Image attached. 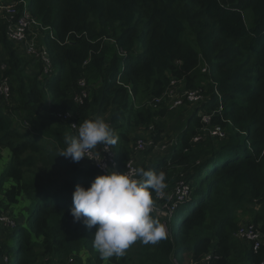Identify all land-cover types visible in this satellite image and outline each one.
Masks as SVG:
<instances>
[{
    "label": "trees",
    "instance_id": "16d2710c",
    "mask_svg": "<svg viewBox=\"0 0 264 264\" xmlns=\"http://www.w3.org/2000/svg\"><path fill=\"white\" fill-rule=\"evenodd\" d=\"M26 1L47 27L36 46L46 48L52 69L43 74L40 59L7 39L0 17V74L11 94L0 99V150L10 152L0 175V213L21 197L30 200L21 221L12 211L8 238L0 228V255H10L8 264H134L127 252L102 259L93 246L95 229L69 212L75 185L87 187L101 173L86 158L73 162L57 152L66 147V134L76 135L70 123L96 117L118 131L111 169L124 172L133 158L138 168L166 177L163 196L153 193V215L167 235L154 250L144 244L138 264H183L185 252L200 264H264V0ZM173 80L180 89L200 90L205 100L178 107L195 108L168 142L169 102L153 100ZM29 123L39 128L30 130ZM217 126L222 134L213 132ZM138 138L153 145L137 152ZM3 179L10 180L6 189ZM180 182L188 187L182 200L174 190ZM249 206H259L248 218L260 235L256 248L233 237L235 211Z\"/></svg>",
    "mask_w": 264,
    "mask_h": 264
},
{
    "label": "clouds",
    "instance_id": "9594fccd",
    "mask_svg": "<svg viewBox=\"0 0 264 264\" xmlns=\"http://www.w3.org/2000/svg\"><path fill=\"white\" fill-rule=\"evenodd\" d=\"M63 139L66 147L57 154L73 162L95 160L104 169L89 186L75 185L69 209L75 222L95 229L93 246L102 259L123 257L136 241L155 245L166 238L165 226L153 215V193L160 195L167 187L163 172L143 168L120 172L101 164L97 149H112L119 135L100 117L85 120L77 135L66 134Z\"/></svg>",
    "mask_w": 264,
    "mask_h": 264
},
{
    "label": "built area",
    "instance_id": "2783aa9c",
    "mask_svg": "<svg viewBox=\"0 0 264 264\" xmlns=\"http://www.w3.org/2000/svg\"><path fill=\"white\" fill-rule=\"evenodd\" d=\"M0 17L5 19L7 27H6V37L7 39L14 41L16 43L22 44V49L27 55H31L37 59H40L43 62L42 72L43 74H47L51 71V64L48 58L47 50L44 46H36L39 43V30H46L47 27L42 26L40 22H38L29 12L27 8L26 0H0ZM51 38H55L52 31L49 32ZM28 36H31V39L28 40ZM5 64L0 62V70L4 69ZM84 82L81 81L80 85H83ZM218 94V91H216ZM10 86L8 84V79L4 78L0 74V99L7 100L10 97ZM82 95L85 96V92H82ZM204 95L200 92V90H188V89H180L176 86V82L173 80L170 83V86L166 89L163 95L160 98H155L153 101L155 103L160 102L162 99H167L169 102V108L171 107H179L183 105L185 102L188 104H200L203 102ZM204 99V100H203ZM76 100H81L79 96L76 97ZM219 104L221 102H218ZM220 108V107H219ZM198 114L201 116L203 121L209 119L211 114L203 113L199 110ZM63 119H69L70 114H65L62 116ZM71 128L74 129L75 134L78 133V128L74 122L70 123ZM213 132L218 134L221 133L220 127H215ZM153 142L151 139H140L136 140L135 150L137 152L144 151L148 147L152 146ZM156 148V145L154 146ZM167 148V144L163 143L160 146V150H165ZM101 152L102 160L101 164L107 165L109 168L115 164V153L113 149L108 151H103L102 149L98 150ZM93 168L99 172L103 173L104 169L98 165L95 160H91L86 158ZM138 166L136 164L135 159L131 158L126 163V169L124 172L132 173ZM175 193L178 196L179 200L184 199V197L188 193V187L184 182H180L178 186L174 189ZM163 196V192L159 195V197ZM15 226V222L7 216L4 212L0 213V228H13ZM238 236L244 238L248 242L254 245L256 248L259 244L260 235L257 230L254 229L253 225L242 226L238 228L236 232ZM235 233V234H236ZM209 259V257H206ZM7 255H3L0 257V263H5L7 261Z\"/></svg>",
    "mask_w": 264,
    "mask_h": 264
},
{
    "label": "rangeland",
    "instance_id": "374dc122",
    "mask_svg": "<svg viewBox=\"0 0 264 264\" xmlns=\"http://www.w3.org/2000/svg\"><path fill=\"white\" fill-rule=\"evenodd\" d=\"M244 19H245V23L248 27H250L252 25V12L251 10L249 9H246L244 10ZM188 32V31H186ZM187 37L189 38V35H187ZM178 107H171V110H169V115L168 117L165 118V122H164V125L166 127V130H165V140L166 141H170V139H168V135H172V134H175V136L177 137L178 134H179V131H181L185 125V121L188 117V115L192 112V109L191 107L190 108H184V110H182L181 108L177 109ZM182 111L184 112L183 114V121L182 123L180 124H177V120H178V117L176 116L179 115V112ZM30 124V123H29ZM34 128H39L38 125H31L30 124V130L32 129L34 131ZM29 129V128H28ZM22 130V133L24 135H31L32 133H29V132H24L26 130L25 127L21 128ZM43 133V132H41ZM116 133H118V131H116ZM44 134V133H43ZM140 134V133H139ZM172 142L169 143V145L171 144ZM9 155H10V152H9V149L4 147V148H1L0 150V175L1 173L5 170V168L7 167V164L9 162ZM3 183V189H6V187L9 185L10 183V180L9 179H3L2 181ZM29 207V209H28ZM254 209V210H258L259 209V206H249V207H246V208H238L236 211H235V215L239 217V224L238 226L239 227H242V226H248V224L250 223L248 221V218L250 217V209ZM28 209V213H29V210H30V200L25 198V197H21L20 198V202L18 205H16V207L14 206H11L9 207V209H6V210H2L4 211V213L8 214L10 216V218H12L13 214H12V211L15 215H17V220L18 221H21L24 216L26 215L27 213V210ZM162 212L164 213L165 210H162ZM4 236L6 238H8L9 236V228L7 229H4ZM3 232V231H2ZM233 237L238 240L239 242H243L245 244H247V240H245L244 238L238 236V234H233ZM1 238V237H0ZM249 243V242H248ZM147 250L151 251V250H154V245L150 244L148 247H147ZM127 253H129V255L133 258L131 259L132 262L134 264H138L140 262V260L142 259L143 257V254L145 253V248H144V244L140 241H136L134 244H132L127 250H126ZM142 254V256L140 255ZM10 255L7 256V258H9ZM89 256V249L86 248V249H82V258H83V261H85V259ZM182 258H183V264H200V263H194V262H191V258H190V255L188 252H185L182 254ZM5 263H0V264H8L9 263V260L7 261H4ZM13 263V261L11 262V264ZM174 264H180L178 263L177 261L174 260Z\"/></svg>",
    "mask_w": 264,
    "mask_h": 264
},
{
    "label": "crops",
    "instance_id": "0c3cea01",
    "mask_svg": "<svg viewBox=\"0 0 264 264\" xmlns=\"http://www.w3.org/2000/svg\"><path fill=\"white\" fill-rule=\"evenodd\" d=\"M194 108H195L194 105H192L191 106L192 111H193ZM183 114H184V112H182V111L179 112V115L176 114V116L178 117L177 124H180L181 123V120H183ZM168 136H169V138L171 137L173 139L175 137V134H172V135L169 134ZM141 158H144V157L143 156H140V155H138L136 157V159L138 161H140ZM146 161L149 163V160L144 158V162H146Z\"/></svg>",
    "mask_w": 264,
    "mask_h": 264
},
{
    "label": "bare ground",
    "instance_id": "6f19581e",
    "mask_svg": "<svg viewBox=\"0 0 264 264\" xmlns=\"http://www.w3.org/2000/svg\"><path fill=\"white\" fill-rule=\"evenodd\" d=\"M75 136V135H74ZM251 245V244H250Z\"/></svg>",
    "mask_w": 264,
    "mask_h": 264
}]
</instances>
